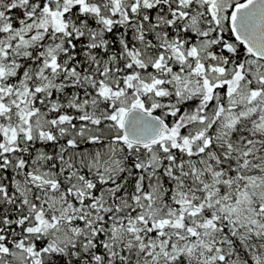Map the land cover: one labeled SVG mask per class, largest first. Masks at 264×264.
I'll use <instances>...</instances> for the list:
<instances>
[{"label": "snow or ice", "instance_id": "obj_1", "mask_svg": "<svg viewBox=\"0 0 264 264\" xmlns=\"http://www.w3.org/2000/svg\"><path fill=\"white\" fill-rule=\"evenodd\" d=\"M0 264H264V0H0Z\"/></svg>", "mask_w": 264, "mask_h": 264}]
</instances>
